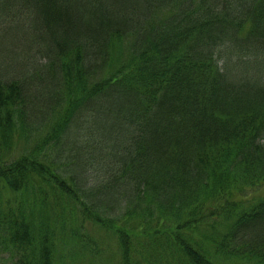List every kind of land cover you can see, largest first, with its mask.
Returning <instances> with one entry per match:
<instances>
[{
  "label": "trees",
  "instance_id": "16d2710c",
  "mask_svg": "<svg viewBox=\"0 0 264 264\" xmlns=\"http://www.w3.org/2000/svg\"><path fill=\"white\" fill-rule=\"evenodd\" d=\"M11 11L23 62L0 72V146H25L0 152L1 264L92 249L67 207L121 264L146 237L154 264H264V0H0Z\"/></svg>",
  "mask_w": 264,
  "mask_h": 264
},
{
  "label": "rangeland",
  "instance_id": "374dc122",
  "mask_svg": "<svg viewBox=\"0 0 264 264\" xmlns=\"http://www.w3.org/2000/svg\"><path fill=\"white\" fill-rule=\"evenodd\" d=\"M13 12H16V11H11V13H4L5 16L1 15L0 18L7 19L8 17L12 15ZM8 20H11L10 23L7 22L8 25L0 26V72L3 70H7L8 67H11V70L8 74L18 76L17 65L22 64L23 62L22 52L20 53L19 56H16L15 58L13 57L12 53L14 51L19 52V46L21 42H19L18 37H16V39L14 37V41L13 39L11 40V35L18 34L19 32L21 33V29L18 24L20 17L16 15L13 19L8 18ZM23 20H25V23L30 24L29 20L27 19H23ZM1 52H4V54L8 52V55L3 58L1 55ZM26 52L28 53V51ZM34 54H35V51L33 49L32 55ZM32 57L33 58H28L26 66H25L26 69L30 70V68L34 66L35 64L34 61L37 64L39 63V65L40 64L42 65L44 62L43 59L39 60L37 56L36 57L32 56ZM7 58H9V60ZM3 61H6V62L3 63ZM3 64L4 66L2 67ZM3 72H6V71H3ZM36 130H37V127L34 128L33 131H36ZM84 130L85 129L82 127L81 129L75 130L69 134V136L66 139V144H68V146L66 148L64 147V152H70L69 150L70 149L73 150V146H75V144L80 145L81 142H84V137H87V135H85L84 133ZM13 141H14L13 146L10 145L8 148H4L0 146V152L3 154H6L4 156H7L9 155V153L11 154L14 152L18 154L20 153L19 151L22 150L23 146H25V144L23 143V140L20 139L19 137H15ZM77 149L79 150L80 154L78 155L77 158L73 160L78 166V168L83 167L82 169L84 170V173L87 175L88 171H86V167L89 165L90 160H91L89 159L90 156L85 155L88 152V150L87 148H84L82 150V147H79ZM97 161L93 162V167H96V165H98V168H100V166L103 167L102 165L99 164V162L97 164ZM104 177H105L104 175L100 174L99 176L93 177L91 179L87 178L85 187L86 188L92 187L95 184V179H96V184L98 180H99L98 184H100L102 182L101 179H103ZM248 192H249V195L253 197L256 195H262L261 193L263 192V190H258L257 192L248 190ZM66 212L67 214L65 218H67L70 221V224L76 227L80 226L81 228H83L81 231L83 233H87L90 237H92L94 239L95 244L92 249H88L87 253L81 255L80 247L86 249L87 246L81 245L79 247L74 242V240H70L68 242V245H66V247L69 248L68 250L71 254V257H66V260L63 259V261L60 260V257H59L61 248L57 246L56 251L59 256H58V260L56 261V264H121V260H120L121 256L119 253L118 241L114 237L112 232L99 228L93 224H90L87 221L83 222V224L81 225L80 214L75 209L70 210V208L67 207ZM141 236H144V235H140L139 239L141 238ZM146 238L147 239H142L140 241V246L138 248L139 254L137 253V251L134 254L133 253L131 254L130 264H154L159 259V254L164 256L165 251H164L163 243L160 242V240L157 238H149V237H146ZM94 249H96L97 251H95ZM98 249L100 250V254H99ZM93 250L95 251V253ZM5 259H6L5 255L0 254V264L3 261H5Z\"/></svg>",
  "mask_w": 264,
  "mask_h": 264
}]
</instances>
